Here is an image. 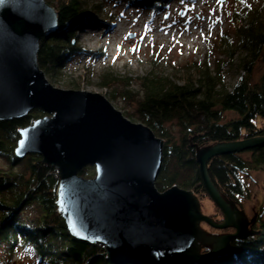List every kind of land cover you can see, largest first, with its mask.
I'll return each instance as SVG.
<instances>
[{
    "label": "water",
    "instance_id": "1",
    "mask_svg": "<svg viewBox=\"0 0 264 264\" xmlns=\"http://www.w3.org/2000/svg\"><path fill=\"white\" fill-rule=\"evenodd\" d=\"M57 13L45 0H0V122L46 116L19 131L15 156H40L57 170V211L71 238L100 245L114 264H187L223 257L231 240L245 239L248 218L213 186L207 164L215 156L264 146V138L199 149L196 161L222 223L202 213L195 193L156 189L165 142L134 123L101 94L53 88L39 68L45 35L57 30ZM93 167L95 177L82 170ZM234 227L233 235L201 229ZM201 245H212L201 254Z\"/></svg>",
    "mask_w": 264,
    "mask_h": 264
},
{
    "label": "trees",
    "instance_id": "2",
    "mask_svg": "<svg viewBox=\"0 0 264 264\" xmlns=\"http://www.w3.org/2000/svg\"><path fill=\"white\" fill-rule=\"evenodd\" d=\"M45 1L56 11L58 25L39 46V68L46 76L58 82L79 56L94 62L101 57L107 59L106 54L96 56L78 45L77 33L99 26L85 23L89 0ZM115 1L129 7L142 3L155 16L170 6V0ZM238 4L230 15L234 38L226 34L218 37L217 49L226 62L218 63L215 69L209 64L180 69L171 76L159 74L154 68L139 80V123L165 142L163 166L156 183L160 192L178 186L194 192L201 203L208 194L196 161L197 151L220 143L264 138V74L258 82L253 81L254 67L264 65V3L256 9L246 0H238ZM98 9L106 11L104 6ZM108 25L102 26L107 33L112 31ZM227 65L239 72L232 87L224 80L223 68ZM122 81L130 95L131 82L112 72L103 76L101 86L111 89ZM81 86L76 82L67 89L79 91ZM227 113L237 117L228 120ZM45 116L35 109L24 119L0 122V157L10 162L9 170H0V264H11L20 250L32 253L41 264H113L102 246L77 242L68 235L57 212V170L41 163L43 159L36 154L22 160L15 157L19 131ZM245 153L249 159L242 156ZM16 167L19 169L15 172ZM94 170L87 167L81 176L94 178ZM207 171L221 196L240 207L249 197L242 176L264 172V146L215 156L207 164ZM218 212L217 209L209 218L221 223ZM254 226L250 229L259 233L257 238L242 244L234 240L228 255L200 264H264V221L258 219Z\"/></svg>",
    "mask_w": 264,
    "mask_h": 264
},
{
    "label": "rangeland",
    "instance_id": "3",
    "mask_svg": "<svg viewBox=\"0 0 264 264\" xmlns=\"http://www.w3.org/2000/svg\"><path fill=\"white\" fill-rule=\"evenodd\" d=\"M246 2L248 6L256 9L260 8L264 0ZM141 4L136 2V5L129 7L126 4L119 5L115 0H89L85 23L99 26L77 33L78 45L96 56L106 54L108 57H101V60L94 62L90 58L79 56L74 64L64 71L65 76L58 82L49 76L45 77L53 88L70 90L67 89L69 84L81 82L82 91L103 95L125 118L139 123L138 103L141 100V87L138 83L141 77L154 68L159 74L171 76L180 69L205 64L215 69L218 63L226 62L217 49V43L222 34L234 36L230 27V15L239 7L238 0H170L169 8L156 16ZM102 6L106 7V11L99 12L98 8ZM104 24H109L112 31L105 32L102 29ZM254 68L253 81L258 82L264 74V65L259 63ZM223 69L224 80L228 87H232L239 77V72L231 65ZM109 72L131 82L129 94L133 99L127 94L128 89L123 81L111 89L101 86L103 76ZM236 117L233 113H227L228 120H235ZM242 156L250 158L248 153ZM9 169L10 162L0 157V170ZM18 169L19 167H16L15 172ZM242 180L249 191V197L242 201L240 207H236L248 218V235L242 240H231L241 244L257 238L259 233L251 231L250 228L258 223V219L264 221V172H249L242 176ZM206 198L201 202V209L208 217L220 209L210 197ZM218 213H221L220 217L223 216L221 211ZM223 220L224 217L222 222ZM203 227L212 236L230 237L236 233L234 227L215 229L206 224ZM211 246L201 245V254H207ZM35 257L28 251L20 250L12 258L11 264H41ZM204 261L187 264H200Z\"/></svg>",
    "mask_w": 264,
    "mask_h": 264
},
{
    "label": "bare ground",
    "instance_id": "4",
    "mask_svg": "<svg viewBox=\"0 0 264 264\" xmlns=\"http://www.w3.org/2000/svg\"><path fill=\"white\" fill-rule=\"evenodd\" d=\"M213 202V201H212Z\"/></svg>",
    "mask_w": 264,
    "mask_h": 264
}]
</instances>
